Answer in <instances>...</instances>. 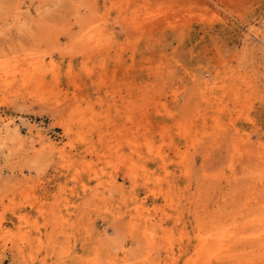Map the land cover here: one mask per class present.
I'll return each instance as SVG.
<instances>
[{
	"label": "rangeland",
	"instance_id": "374dc122",
	"mask_svg": "<svg viewBox=\"0 0 264 264\" xmlns=\"http://www.w3.org/2000/svg\"><path fill=\"white\" fill-rule=\"evenodd\" d=\"M0 264H264V0H0Z\"/></svg>",
	"mask_w": 264,
	"mask_h": 264
},
{
	"label": "bare ground",
	"instance_id": "6f19581e",
	"mask_svg": "<svg viewBox=\"0 0 264 264\" xmlns=\"http://www.w3.org/2000/svg\"><path fill=\"white\" fill-rule=\"evenodd\" d=\"M200 245V244H199ZM215 253V252H214Z\"/></svg>",
	"mask_w": 264,
	"mask_h": 264
}]
</instances>
